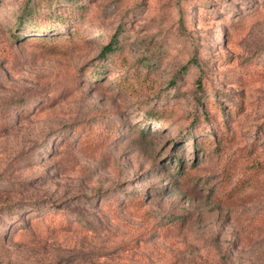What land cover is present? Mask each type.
I'll return each mask as SVG.
<instances>
[{
	"label": "rangeland",
	"instance_id": "1",
	"mask_svg": "<svg viewBox=\"0 0 264 264\" xmlns=\"http://www.w3.org/2000/svg\"><path fill=\"white\" fill-rule=\"evenodd\" d=\"M0 264H264V0H0Z\"/></svg>",
	"mask_w": 264,
	"mask_h": 264
},
{
	"label": "trees",
	"instance_id": "2",
	"mask_svg": "<svg viewBox=\"0 0 264 264\" xmlns=\"http://www.w3.org/2000/svg\"><path fill=\"white\" fill-rule=\"evenodd\" d=\"M112 44L111 43L110 45L106 46L104 49H103V54L107 53V52H110L112 50Z\"/></svg>",
	"mask_w": 264,
	"mask_h": 264
}]
</instances>
